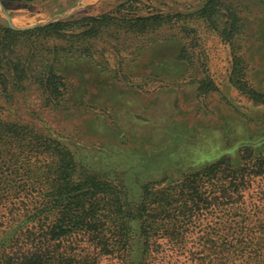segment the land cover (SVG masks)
Returning a JSON list of instances; mask_svg holds the SVG:
<instances>
[{
  "label": "trees",
  "instance_id": "obj_1",
  "mask_svg": "<svg viewBox=\"0 0 264 264\" xmlns=\"http://www.w3.org/2000/svg\"><path fill=\"white\" fill-rule=\"evenodd\" d=\"M128 9L124 4L117 13L69 18L27 30L0 24V104L15 92H39L46 106L63 107L73 101L74 80H82L88 72L103 75L109 71L105 64H110L111 56L119 77L124 70L121 54L133 41H153L175 29L185 40L196 34L186 25L192 20L230 43L235 59L232 82L240 88L244 57L237 51L250 23L235 1L206 0L190 14L130 15ZM186 51L184 44L181 60L189 59ZM252 93L257 101L264 99ZM248 158L252 159L246 162ZM236 163L223 157L176 184L156 187L148 182L138 192L131 191L125 181L89 170L62 140L0 115V169L16 183L14 190L0 191V264H102L105 258L118 264H152L163 238L184 254L188 241L178 230L209 210L211 194L236 198L251 176H264V153L241 152ZM248 164L253 171L247 174ZM216 196L214 200L219 199ZM252 223L206 233L202 251L189 252L194 264H264V219Z\"/></svg>",
  "mask_w": 264,
  "mask_h": 264
},
{
  "label": "rangeland",
  "instance_id": "obj_2",
  "mask_svg": "<svg viewBox=\"0 0 264 264\" xmlns=\"http://www.w3.org/2000/svg\"><path fill=\"white\" fill-rule=\"evenodd\" d=\"M233 1L241 6L250 23L248 35L240 41L241 50L237 51V56L244 57L240 64L244 76L239 80L245 91L232 82L235 59L230 43L204 23L192 20L186 25L195 29L196 34L185 40L175 29L167 35L160 33L153 41H133L121 54L124 70L120 68L119 77L115 72L117 61L111 56L110 64H105L109 71L103 75L88 72L82 80H74L70 92L73 101L63 107L46 106L39 92H15L13 98L4 101L6 104H0V115L13 122L31 124L43 134L62 140L89 170L112 180H123L131 191L137 192L148 182L156 183V187L160 183L176 184L185 175L223 157L238 164L241 152L245 156L264 153V99L257 101L252 97L253 91L264 97V0ZM205 2L2 3L13 23L26 27L65 16L69 19L117 13L124 4L128 5L130 15L190 14ZM0 24L10 27L1 7ZM184 44L187 60L180 58ZM90 74H94L91 79ZM247 167L248 174L252 168L249 164ZM0 170V191L14 190L13 177ZM241 189L236 198L222 199L211 194L209 210L199 213L190 226L178 230L184 232L189 250L181 254L163 238L160 253L152 264H194L189 252L202 251L201 238L206 233L217 228L224 233L229 227L234 230L238 223L252 225L256 219H264V176H251L248 187ZM215 196L219 199L214 200ZM170 218L182 221L177 216ZM102 264L118 263L105 258Z\"/></svg>",
  "mask_w": 264,
  "mask_h": 264
},
{
  "label": "water",
  "instance_id": "obj_3",
  "mask_svg": "<svg viewBox=\"0 0 264 264\" xmlns=\"http://www.w3.org/2000/svg\"><path fill=\"white\" fill-rule=\"evenodd\" d=\"M0 7L1 9L3 10V12L5 13L6 15V19H7V22H8V25L10 26V28L12 29H15V30H27V29H34V28H38V27H43V26H46V25H49L51 23H55V22H59V21H64L68 18L65 17H62L60 19H56V20H51V21H48V22H43V23H38V24H33V25H29V26H26V27H19V26H16L14 23H13V19L11 16H9L7 14V12L5 11V7L2 3V1L0 0Z\"/></svg>",
  "mask_w": 264,
  "mask_h": 264
}]
</instances>
